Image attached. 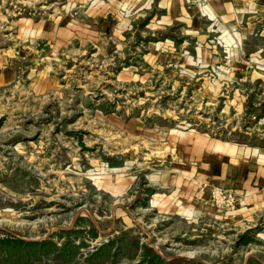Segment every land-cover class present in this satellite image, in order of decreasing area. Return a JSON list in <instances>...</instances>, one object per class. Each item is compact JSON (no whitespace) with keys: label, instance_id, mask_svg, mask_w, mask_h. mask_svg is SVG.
<instances>
[{"label":"rangeland","instance_id":"374dc122","mask_svg":"<svg viewBox=\"0 0 264 264\" xmlns=\"http://www.w3.org/2000/svg\"><path fill=\"white\" fill-rule=\"evenodd\" d=\"M91 5L0 0V55L18 60L0 86V264H264L261 224L172 208L157 183L186 136L253 143L264 128L217 76L214 89L171 86L138 41L136 80L115 48L51 55L36 38L40 21ZM17 241L50 244L36 256Z\"/></svg>","mask_w":264,"mask_h":264},{"label":"crops","instance_id":"0c3cea01","mask_svg":"<svg viewBox=\"0 0 264 264\" xmlns=\"http://www.w3.org/2000/svg\"><path fill=\"white\" fill-rule=\"evenodd\" d=\"M76 1L92 5L37 24L36 38L51 55L84 48L99 54L110 46L121 53L124 76L131 79L138 76L131 43L138 41L134 48L145 65L165 73L171 86L188 89H214L213 67L227 64L230 77H219L222 95L232 86L234 111L245 110L255 128H264V0H208L203 10L190 0ZM217 35L222 43L215 42ZM17 70L18 60L0 55V86L13 83ZM256 137L253 143L231 144L186 136L176 145V168L157 182L168 189L165 201L172 208L186 205L193 215L213 212L230 224L264 227V130ZM213 187L232 192L235 206L215 208Z\"/></svg>","mask_w":264,"mask_h":264},{"label":"built area","instance_id":"2783aa9c","mask_svg":"<svg viewBox=\"0 0 264 264\" xmlns=\"http://www.w3.org/2000/svg\"><path fill=\"white\" fill-rule=\"evenodd\" d=\"M191 4L198 7L199 9H204L208 5V0H190ZM202 15L211 19L212 16L209 15L206 11H202ZM222 43V41H218ZM213 72L217 77L220 78H229L231 74V68L227 64H218L213 67ZM211 199L213 204L218 209H230L235 206L236 198L234 194L230 191L224 190L222 188L213 187L211 189Z\"/></svg>","mask_w":264,"mask_h":264},{"label":"trees","instance_id":"16d2710c","mask_svg":"<svg viewBox=\"0 0 264 264\" xmlns=\"http://www.w3.org/2000/svg\"><path fill=\"white\" fill-rule=\"evenodd\" d=\"M3 243H8L9 241L7 240H2ZM18 244H24L26 246V248H29L30 251L32 252H35L37 254H35L36 256H39L38 255V252L36 251L37 249L38 250H43V247L45 248L48 244V242H38V241H30V242H24V241H17ZM158 257V256H157ZM159 258V257H158Z\"/></svg>","mask_w":264,"mask_h":264}]
</instances>
